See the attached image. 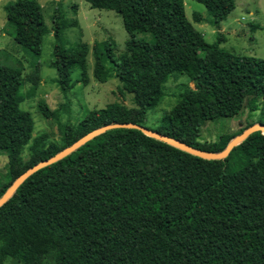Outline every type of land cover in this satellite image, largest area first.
Returning <instances> with one entry per match:
<instances>
[{"label": "trees", "instance_id": "obj_1", "mask_svg": "<svg viewBox=\"0 0 264 264\" xmlns=\"http://www.w3.org/2000/svg\"><path fill=\"white\" fill-rule=\"evenodd\" d=\"M196 1L219 30L236 2ZM87 2L122 17L130 37L125 53L118 55L113 41L95 42L92 49L82 41L69 46L65 31L78 27V21L55 18L51 32L38 0L8 2L7 22L15 42L36 58L44 37L53 34L51 67L62 92L71 91L75 69L77 84L90 83L92 51L94 77L106 83L114 74L135 107L114 102L76 126L60 123L61 140L45 144L43 137L33 138L34 119L21 109L35 88L24 93L22 70L0 63V151L9 154L0 198L28 169L98 128L146 127L148 113L159 107L173 76H187L194 87L188 85L151 130L194 148L219 153L235 137L199 141L218 105L238 88L251 112L259 110L264 59L221 49V32L218 42H206L188 20L183 0ZM194 20L204 21L200 14ZM140 34L152 41L137 39ZM39 111L51 118L44 102ZM30 144V159L24 162L22 153ZM5 259L20 264H264V135H251L224 160H205L136 129L110 130L35 173L0 208V264Z\"/></svg>", "mask_w": 264, "mask_h": 264}, {"label": "rangeland", "instance_id": "obj_2", "mask_svg": "<svg viewBox=\"0 0 264 264\" xmlns=\"http://www.w3.org/2000/svg\"><path fill=\"white\" fill-rule=\"evenodd\" d=\"M11 0H0V63L22 70L24 93L35 88L34 97L21 104V109L31 113L35 128L33 138L43 137L45 144L61 140L60 123L65 126H76L91 111L106 108L109 104L119 102L130 108L135 107L133 96L123 90L121 83L114 74L106 83L99 82L93 75L94 56H88V72L90 83L77 84L80 72H72L73 87L66 94L57 83L58 73L51 67L55 38L52 33L44 37L42 54L36 58L19 46L13 37L12 29L7 22L6 6ZM43 9L46 25L53 32L55 18L60 21H78V27L65 31V42L69 46L80 41L93 48L95 42L113 41L116 53L126 52L129 35L124 28L123 20L114 11L91 8L87 0H38ZM188 20L209 44L218 42L220 32L224 41L221 49L239 56H252L264 59V0H236L235 9L228 19L217 29L210 22L206 7L196 0H183ZM200 14L204 21L198 23L194 15ZM137 39L152 41L149 35H137ZM189 82L187 76H173L165 87V96L159 107L147 115L146 127L156 129L162 118L179 102L181 94ZM241 88L231 93L219 104L214 117L202 128L199 141L214 143L222 136H237L249 125L264 122V98L257 103L259 110L251 112L247 100L242 98ZM44 102L51 111V118H46L39 111ZM32 144V143H31ZM31 144L23 153L22 159H30ZM9 168V154L0 151V181L6 177ZM1 264H20L12 259H5Z\"/></svg>", "mask_w": 264, "mask_h": 264}, {"label": "water", "instance_id": "obj_3", "mask_svg": "<svg viewBox=\"0 0 264 264\" xmlns=\"http://www.w3.org/2000/svg\"><path fill=\"white\" fill-rule=\"evenodd\" d=\"M114 129H136L141 131L143 134L147 135L148 137H151L153 139H156L158 141L164 142L168 145H171L181 151H184L186 153H189L191 155H194L196 157L205 159V160H224L229 157L232 150L236 148L237 146L241 145L245 140H247L251 135L261 132L264 135V124L257 123L252 125L251 127L244 130L241 134L234 137L227 147L219 153H208L206 151L194 148L182 141L176 140L174 138H171L169 136H166L164 134H160L159 132H156L154 130H151L149 128H146L144 126L134 124V123H125V124H111L108 126H104L101 128H98L85 136H83L81 139L76 141L73 145L67 147L66 149L62 150L52 158L42 161L38 163L37 165L33 166L32 168L28 169L26 172H24L21 176H19L15 182L11 185V187L6 191V193L0 198V208H2L9 200L13 198V196L16 194L18 189L35 173L38 171L51 166L66 157L70 156L77 150H79L81 147L86 145L91 140L95 139L96 137Z\"/></svg>", "mask_w": 264, "mask_h": 264}]
</instances>
